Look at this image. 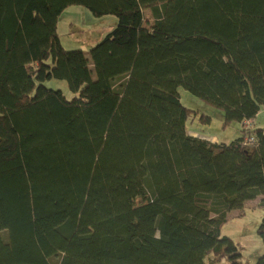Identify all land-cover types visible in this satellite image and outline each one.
<instances>
[{
    "label": "trees",
    "instance_id": "16d2710c",
    "mask_svg": "<svg viewBox=\"0 0 264 264\" xmlns=\"http://www.w3.org/2000/svg\"><path fill=\"white\" fill-rule=\"evenodd\" d=\"M71 5L117 21L88 54ZM180 87L239 135H189ZM261 112L264 0H0V264H246L220 228L264 207Z\"/></svg>",
    "mask_w": 264,
    "mask_h": 264
},
{
    "label": "rangeland",
    "instance_id": "374dc122",
    "mask_svg": "<svg viewBox=\"0 0 264 264\" xmlns=\"http://www.w3.org/2000/svg\"><path fill=\"white\" fill-rule=\"evenodd\" d=\"M143 20L146 27L153 24V19L148 10L143 11ZM116 23L114 16H96L83 6L71 5L59 16L57 33L65 50H81L88 54L91 47L100 42L107 32L116 27ZM45 84L47 87L60 90L67 100L72 99L73 96L65 82L49 80ZM178 93L180 103L189 110L198 113L195 121L192 124H187L189 135H202L207 137L206 140L213 142L216 140L215 137L221 141H231L239 135L241 128L239 123L234 122L224 128L221 110L205 104L203 100L181 87L178 88ZM202 115L211 117L212 123L207 125L205 121H201ZM257 117V127L264 128V112L259 113ZM255 204H257L256 201L250 202L248 207H245L244 211L240 213L237 211L228 213L227 221L220 228L221 236L230 238L239 246L242 252V260L246 264H254L258 257L263 254V245L257 230L264 217V207H254Z\"/></svg>",
    "mask_w": 264,
    "mask_h": 264
},
{
    "label": "crops",
    "instance_id": "0c3cea01",
    "mask_svg": "<svg viewBox=\"0 0 264 264\" xmlns=\"http://www.w3.org/2000/svg\"><path fill=\"white\" fill-rule=\"evenodd\" d=\"M261 198H262V197H259V198L255 199V200H252V201H248V202H246V203H245V207H248L247 205H249L250 202H253V201H256L257 204L260 203V199H261ZM257 204H255L254 207H258L259 204H258V205H257Z\"/></svg>",
    "mask_w": 264,
    "mask_h": 264
}]
</instances>
